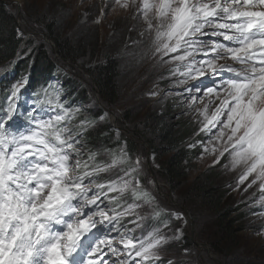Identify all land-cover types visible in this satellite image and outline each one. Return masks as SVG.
<instances>
[{
	"label": "snow or ice",
	"instance_id": "1",
	"mask_svg": "<svg viewBox=\"0 0 264 264\" xmlns=\"http://www.w3.org/2000/svg\"><path fill=\"white\" fill-rule=\"evenodd\" d=\"M139 11L149 33L146 54L160 62H165V58H170L169 63L176 62L173 76L178 73L193 80L220 77L212 86L202 89L196 84L189 85L181 94L191 96L193 103L201 92L204 96L215 94L219 99L210 115L207 105L198 110L202 117L199 131L211 135L208 144L215 141L219 145L211 148L213 153L219 152L216 162L227 153L233 168L244 169L240 184L254 174L252 184L260 181L258 203L264 206V0H140ZM209 35L236 46L229 47L218 40L209 46L201 39ZM198 53L205 57L215 54V58L197 59ZM221 53L230 54L240 67L218 64ZM224 71L233 75L225 79ZM26 83V80L13 83L4 93L7 105L0 103V264H110L104 259L102 247L107 246L116 255L118 249L110 239L97 241L87 251L86 260L72 258L81 247L82 238L98 222L118 223L120 217L131 215L138 205H129L119 212L113 209V215H109L98 203L102 196L107 198V193L102 191L104 185H96L101 191L89 196L94 181L84 183L85 179L107 171V167H97L83 175L73 173L74 168L80 167V161L77 159L73 165L71 155L75 153L79 157L81 152L75 148L73 137L67 135L70 130L59 127L66 119V109L65 115L48 120L30 115L35 127L26 132L17 134L9 129L18 107L16 101ZM57 107L63 109V105ZM204 150L209 149L205 146ZM32 156L37 160L28 159ZM116 163L114 160L113 164ZM136 185L134 188L131 180L122 179L109 183L107 188L108 192L121 194L131 189L136 195L139 181ZM92 207L98 210L85 212ZM54 226L61 227L57 230ZM164 241L160 237L144 246L128 234H122L120 239L134 264L159 260L154 250ZM137 247L135 258L139 260L131 257ZM121 264H129V260Z\"/></svg>",
	"mask_w": 264,
	"mask_h": 264
},
{
	"label": "rangeland",
	"instance_id": "2",
	"mask_svg": "<svg viewBox=\"0 0 264 264\" xmlns=\"http://www.w3.org/2000/svg\"><path fill=\"white\" fill-rule=\"evenodd\" d=\"M2 1L7 3L10 11H15L16 22L21 27L20 34L25 39L22 48H26L29 42H31V46L46 43L48 48L55 52V43L51 42L52 40L45 33L39 31L43 25V19L49 16L61 22L59 27H61L63 38H67L70 42L76 41L75 43L83 44L84 52L70 62L61 60L60 56L55 53V63L65 65L64 67L70 70L71 76L84 84L82 85L83 91L88 99L95 103V109L101 107L105 110L106 122L111 125L114 138L121 141L117 152L123 158H128L132 166L131 172L136 174L133 178L131 176L125 179L131 180L132 186H137L136 181H139V184L141 183L144 188L152 192L153 198L145 204L143 203L141 207H135L129 216H136V221L144 223L156 209L168 215L170 223L160 226L154 231L155 233L159 232L157 239L165 238L164 243L155 248L156 256L159 259H169V264H223L221 257L207 244L214 245V241L220 240V250L218 251L222 252V258L225 259L226 264H264V206L258 203L261 199L260 181L252 184V180L255 178L254 174L250 175L243 184H240L239 177L244 169L241 166L233 168L230 156L226 153L227 159L225 158V163L222 164L225 171L224 176L231 178L234 174L232 182L225 183V187L230 189V196L227 194L230 199L235 200V205L243 203L245 210L249 207L254 209L253 212H244L240 217L238 216L241 211L231 215L233 220L235 216L239 218L233 223V227H230L232 235L221 234L214 213L204 208L203 204L197 203L194 197L184 196L194 177L207 167L217 163L216 156L219 155V152L213 153L211 148L213 145L219 148V145L215 141L211 145L208 144L212 138L211 135L199 131L202 117L198 110H203L207 105L210 115L211 111L219 104V99L215 94L204 96L201 92L193 103L191 96L181 93L184 88L193 84L202 89L205 86H212L213 83L219 82L220 77L206 76L199 80H193L191 77H183L178 73L173 76L172 69L176 67V62H167L170 58H165V62H160L157 57L146 54V49L149 48V33L143 13L139 11L140 0H135V3L133 0ZM201 39L208 42L209 46L213 40L223 42L229 47L236 46L232 42L223 41L221 37L209 35L201 37ZM108 53L115 58L119 66L117 79L119 91L116 100L112 103L102 101L103 97L98 92L99 88L86 72V69H92L104 63ZM207 58H215V54H209L208 57L197 54V59ZM217 63L240 67L238 62L231 59L230 54L225 53H221V58L217 60ZM183 70L181 67L180 71ZM222 75L227 79L233 74L224 71ZM181 80L184 83H180ZM192 91L195 93V88ZM167 99L174 104V108L170 106L172 119L174 118V121L189 119L199 135L197 139H193L194 133L185 140L186 148L196 149L195 151L198 152L194 153L189 163L191 166L184 183L173 190L165 184L164 180L161 181L155 176L154 171L160 170L164 157L158 158V154L154 153L156 151L147 145L146 140L140 139L133 133L134 130L144 131L145 135L149 131V127L145 125L144 113L151 106L157 108L159 112H164ZM155 134L158 136L156 130ZM214 134L215 130L212 135ZM145 137H150V134L147 133ZM128 142L136 144L130 154L127 151ZM155 142H158V139ZM190 145L193 146L190 147ZM205 146L209 149L208 151L204 150ZM103 156L107 158L105 155ZM72 159L74 165L76 162L74 155ZM108 166H111L108 169L109 176L111 172H116L119 168L117 163L110 164L108 162L106 167L108 168ZM119 175L120 181H122L123 175ZM142 178L145 179V183ZM250 184H252L251 187H249ZM253 197L257 201L246 203ZM225 200L228 201L227 199L223 201ZM223 205L225 204L223 203ZM102 208L111 214L104 205ZM150 223L154 227L157 222ZM106 224L107 222H98L96 231H107L105 230ZM148 228L149 224H144L141 229L145 232L152 231L151 228L148 231ZM113 232L115 235L116 231ZM184 236L188 239L185 242L182 241ZM138 237L146 239L147 234L141 233L138 234ZM86 238L87 236L82 238L81 247L74 255L79 254L72 258L74 261L86 260L88 258L87 251L96 246ZM110 240L118 251L116 255H112L107 246H102L105 254L104 259L109 260L110 264H121L126 260L125 256L129 255L128 251L121 246L119 238L116 240L113 236ZM129 264H134V261L129 260Z\"/></svg>",
	"mask_w": 264,
	"mask_h": 264
},
{
	"label": "trees",
	"instance_id": "3",
	"mask_svg": "<svg viewBox=\"0 0 264 264\" xmlns=\"http://www.w3.org/2000/svg\"><path fill=\"white\" fill-rule=\"evenodd\" d=\"M14 12L10 11L6 2L0 0V68H5L12 63L22 42V36L20 34L21 27L16 22ZM60 23V21L52 16L43 19V25L40 27L42 29L39 28V31L45 33L55 43V52H52L46 43L39 46H32L28 50L29 46L32 45L29 42L27 47L22 51V55L24 54V56L16 59L11 71L0 80V103L7 105L4 93L10 90L13 83L22 80L27 81L26 87L20 92L22 101L30 99L34 103L39 104L40 102L44 103L47 101L49 99L48 96L51 99H55L58 96L64 101H70L72 99V105L77 108V113L74 120L70 123V127L77 131L74 133V136L80 142L81 155L79 156L80 167L78 168L80 175H83L87 171H93L97 167H106L108 162L112 164L116 160L119 168L111 176L112 179H115V182L120 181L119 174L123 175V179L131 176L133 178L134 175L131 172L132 166L128 158H123L117 152L121 141L114 138L113 129L106 122L105 110L101 107L95 109V103L89 100L83 91L84 88H82V85L84 84L77 81L73 76L66 75L65 72H70V70L64 67L65 65L55 63V53L60 56L61 60L70 62L85 50L82 43H75L76 41L70 42L67 38L62 37L61 27H59ZM118 67L115 58L108 53L105 56L104 63L92 69H86V72L93 78L94 83L99 88L98 92L104 99L102 101L106 103H112L117 98L119 91V84L117 82ZM52 77L54 80H52ZM58 77L59 81L54 91L52 84ZM173 105L167 99L165 101L164 112H159L154 106L146 110L143 119L145 125L149 127L147 133L150 134V137L146 138L147 133L144 135V131L139 132L134 130L133 132L135 136L138 135L137 137L140 139L146 140L147 145L156 151L153 152L158 154V158L164 157L160 170L154 172L155 176L161 179V181L164 180L165 184L171 190L184 183L191 166L189 163L194 153L198 152L195 151L196 149L186 148L185 140L194 135V133L193 139L199 137L196 127L192 125L189 119L175 121L174 118L172 119L170 106L174 108ZM89 106L93 108L90 109ZM155 130L158 136H156ZM156 139H158V142H155ZM128 144L127 151L130 154L136 144L133 142H128ZM225 158L226 154L219 162L199 172L191 183H189V187L184 193V196L194 197L197 203L203 204L204 208L214 213L221 234L232 235L233 232L230 230V227L232 228L233 223L239 218L235 216L233 220L231 215L241 211L238 216L240 217L244 212H253L254 209L249 207L245 210L243 203L235 205V200L230 199V189L225 187V183L232 182L234 174H232L231 178L224 176L225 171L222 164L225 163ZM128 173L131 174L128 175ZM98 178H108L107 171L95 173L93 177L88 179L97 183ZM142 181L145 183L144 178H142ZM133 187L135 188L137 186ZM126 193L129 196L131 194V199L135 200L139 207L153 198L152 192L144 188L143 185L138 187L136 195L133 194L131 189L126 190ZM184 199L186 200V197ZM224 199L228 201H223ZM253 201H257V199L253 197L248 199L246 203L249 204ZM182 204L184 203L182 202ZM152 219L154 222H169L167 214L157 209L143 224L152 222ZM150 228L151 224L149 225L148 231H150ZM157 229L159 228L155 225L152 233L157 235L159 232H154ZM187 240L186 236L182 239L183 242ZM207 244L221 257L222 263L226 264L225 259L222 258V252L218 251L220 250V240L214 241V245L211 243ZM136 250H139V247L132 252ZM162 260L166 262L163 264L170 263L169 259Z\"/></svg>",
	"mask_w": 264,
	"mask_h": 264
},
{
	"label": "bare ground",
	"instance_id": "4",
	"mask_svg": "<svg viewBox=\"0 0 264 264\" xmlns=\"http://www.w3.org/2000/svg\"><path fill=\"white\" fill-rule=\"evenodd\" d=\"M108 169H109V167H108ZM134 259H137V258H134ZM133 260V259H132ZM138 260V259H137Z\"/></svg>",
	"mask_w": 264,
	"mask_h": 264
}]
</instances>
